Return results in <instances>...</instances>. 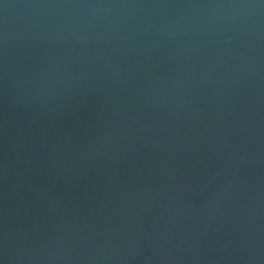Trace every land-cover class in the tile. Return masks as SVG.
<instances>
[{
	"label": "water",
	"instance_id": "water-1",
	"mask_svg": "<svg viewBox=\"0 0 264 264\" xmlns=\"http://www.w3.org/2000/svg\"><path fill=\"white\" fill-rule=\"evenodd\" d=\"M0 264H264V0H0Z\"/></svg>",
	"mask_w": 264,
	"mask_h": 264
}]
</instances>
